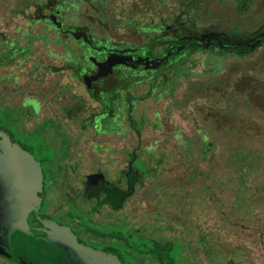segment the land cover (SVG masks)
I'll list each match as a JSON object with an SVG mask.
<instances>
[{
  "label": "rangeland",
  "instance_id": "1",
  "mask_svg": "<svg viewBox=\"0 0 264 264\" xmlns=\"http://www.w3.org/2000/svg\"><path fill=\"white\" fill-rule=\"evenodd\" d=\"M60 1L66 6V24L82 25L85 16L91 14L87 19L93 18L95 24H87L90 28L99 30L106 23L105 36L138 43L148 38L151 28L173 20L200 30L217 28L232 37L250 36L264 26V0ZM53 2L0 0L1 46H8L11 40L23 44L33 39L27 54L0 68V110L18 108L22 96L35 95L43 104L42 116L60 122L76 140L82 137L67 108L74 106L84 89L66 70L63 48L52 42V35L48 41L34 37L42 23L23 35V30H16V22H29L38 6L47 13V4ZM11 9L20 12L17 21L12 16L2 17ZM24 24L22 28H27ZM66 41L73 45V41ZM47 50L53 55L47 56ZM37 57L43 63L40 66H36ZM15 75L21 79H15ZM145 91L155 90L145 85L124 94L135 99ZM27 104L34 106L35 113L39 111L30 98L25 99ZM153 108L162 117L160 130L152 131L148 121L141 128L140 138L136 131L135 135L113 133L101 137L106 145L118 150L136 147L140 140L134 156L150 169L143 186H136L126 204L119 206L117 223L135 226L151 237L166 235L158 236V240L169 237L174 243L168 249L178 264H264V45L245 54L217 48L196 52L174 72L164 96ZM23 111L33 112L30 106ZM16 112L20 113L16 110L8 115ZM42 116L26 115L24 126L28 131L33 124L38 126L30 135L17 138L35 148L38 155L47 156V165L56 174L55 166L69 147L61 127ZM10 121L16 129V119ZM20 130L24 131L23 127ZM77 148L73 144L60 162L69 187L63 193L60 188H49L50 211L66 209L76 197L75 186L79 184L71 175L75 174L74 167L78 170L79 164H87ZM88 159L98 165L107 161L104 154ZM116 159L118 164L125 162L123 154ZM135 167L141 165L135 163ZM104 218L110 220L102 215ZM15 226L23 233L29 230L24 223L16 222ZM203 227L210 245L199 240ZM134 238L137 243L150 241L143 234ZM122 253L129 264H139L129 259L127 249ZM0 264L12 263L0 257Z\"/></svg>",
  "mask_w": 264,
  "mask_h": 264
},
{
  "label": "flooded vegetation",
  "instance_id": "2",
  "mask_svg": "<svg viewBox=\"0 0 264 264\" xmlns=\"http://www.w3.org/2000/svg\"><path fill=\"white\" fill-rule=\"evenodd\" d=\"M90 15L85 16V20L81 22L82 25H75L73 22L68 24L69 30L72 32L66 38L73 41V46L75 45V49L81 54L74 57L68 52L64 57L68 63L65 64L66 70L71 71V75L80 83V86L79 84L77 86L82 87L86 94L80 90L77 95L78 101L74 103V106L67 108L70 116L75 117V129L77 128L82 138L73 140L71 134L60 122L49 116H42L43 104L35 95L22 96L18 108L10 107L7 112V108L0 110V257L12 264H23L26 259L32 264H78L74 257H79L81 261H83V257L90 259V261H84V264H118V260H125L123 253L119 256V250L124 249L120 246L123 242L128 245L126 249L129 259L139 264H149L151 261L158 264H178L169 251L171 243H174L168 240L169 237L166 238L167 240L163 238V240H158V236L166 235L159 234L151 237L135 226L131 225L128 228L117 223L119 206H124L127 199L133 195L134 188L138 185L143 186V183L149 178V172L147 168L143 167L142 160L134 156V153L139 150L140 140L136 147L133 145L128 149L126 147L118 150V148L114 149L106 145L101 137L113 133L132 132L135 135L136 131V135L140 138L141 132L136 128L135 123L140 114L143 126L149 121L152 131L160 130L163 127L162 117H160L159 111L157 112V109L153 108V104L164 96L172 75L184 63L173 68V71L162 74L157 79H147L141 82H136L139 79L132 73L116 75V72L107 69L97 60L100 55L97 46L102 45L105 49L107 48L104 52L118 50L121 53H129L134 49L129 53L131 58H128L132 63L136 58L151 56L152 52L149 51L150 53L147 54L146 50L150 46L152 48L156 46L153 45L154 42L147 43V41L152 37L162 35L161 30L157 26L149 28L148 38L141 43L115 40L104 35L103 31L108 27L102 21H100V25L103 24V26L99 30L90 28L87 24L95 21L93 18L87 19ZM183 24H185L184 29L182 28ZM179 27L183 30L177 29L174 33L172 32L168 44L166 46L158 45L157 48H154V50L157 49L155 53H161L166 47L172 45L178 47L184 44L185 48H195L192 49L189 58L198 51L212 48L221 49L224 52L245 54L250 52L251 48L245 44L247 39H251L259 32H264L263 26L250 36L232 37L229 33L217 28L200 30L187 26L185 22ZM228 38L233 41L231 47L220 43ZM198 39L202 41L199 42ZM241 39L242 41H240ZM263 40L264 38L260 39L255 46L261 44ZM95 41L99 42L98 45ZM91 42L95 43L96 47ZM131 44L136 46H130ZM3 50L5 49L3 48ZM104 52L101 51V53ZM140 53L143 55L141 56ZM18 56L21 55L17 54L16 57ZM7 65L0 63V68ZM11 74L12 72L8 73V75ZM140 76L145 78L147 74ZM14 77L21 79V76L15 75ZM161 83H163V87ZM145 85L152 87L155 91H148L149 93L145 91L135 99L125 97L124 93L127 91ZM158 89L161 91L160 95L157 93ZM27 98L37 104L39 107L37 113L34 112L32 104L26 106H30L33 112L24 113L23 108L26 107L24 102ZM136 103L137 108H135ZM84 109L85 111L80 114L79 112ZM16 110H19L20 113L11 114L15 117L10 118L11 115H8V112ZM143 110L146 111L142 114ZM153 114L155 116L150 118L149 116ZM26 115L29 118L40 115L43 118L52 119L61 127L69 148L64 150L59 163L55 166L56 174L47 165V156L38 155L35 148L17 138V135L20 134L30 135L34 131L33 129L38 126V123H35L28 128L30 129L28 131L24 126ZM10 119H16L15 124L13 123L14 126L16 125V129L12 126ZM137 122L139 124L140 120ZM19 127H23L24 131H21ZM73 144L78 146L77 152L84 157L85 160H83L87 163L84 166L79 164L78 170L74 167L75 174L71 175L79 184L77 187L75 186L76 197L67 203L66 209L60 207L58 211H50L48 208L50 203L49 188H60V193H63L65 188L69 187L64 176L66 173L64 166H60V162ZM149 148L150 146L147 147V150ZM100 154H104L108 162L98 165L96 161L92 163L91 159L86 160L88 156L97 157ZM119 154L124 155L125 162L123 164L116 162ZM135 163H139L141 167H135ZM8 212L9 216H19L20 214L24 218V224L29 226L27 233L15 229L9 230V224L6 223L4 217ZM102 215L110 217L111 221L106 218L102 220ZM51 223L58 225L57 227L64 231H70L82 245V251L74 250L75 247L70 238L64 239L60 243V240L53 237L54 234L49 238L44 237L48 233L47 225ZM141 234L150 238L149 243L135 242L134 236H141ZM90 251L94 254H91ZM126 264L129 263L126 261Z\"/></svg>",
  "mask_w": 264,
  "mask_h": 264
},
{
  "label": "trees",
  "instance_id": "3",
  "mask_svg": "<svg viewBox=\"0 0 264 264\" xmlns=\"http://www.w3.org/2000/svg\"><path fill=\"white\" fill-rule=\"evenodd\" d=\"M53 1H54L53 3L55 4L53 3L47 4V7H46V9H48L47 13L43 14V9L40 6H38L37 8H35L34 14L31 16V19L28 20L29 22L24 24L23 22H20L18 20L19 22H16V25H17L16 30H23L22 32V35H23L24 33L27 32V30H29L30 27H33L36 23L37 24L42 23L40 31L37 32V34H35L34 37L39 38L41 40L48 41L47 38L50 35H52L53 37L52 42L60 44V46L63 48V51L65 52V56H67L69 52L74 57H77L81 54V52L79 53L74 48L73 45H69L66 41L67 39L66 37L69 36L72 30H69L70 28L69 25L65 23L66 6L64 5V1L63 2H61L60 0H53ZM7 12L9 14H7ZM19 13L20 12H18L17 10L11 9V10L6 11L5 14L2 15V17H7V15L12 16V18H15V20L17 21L16 18L18 17ZM182 23H183L182 21L175 20L170 23H164L162 25H157V27L160 28L162 35L152 37L150 40L147 41V43L154 42L153 45L156 46L154 48H157L158 45L166 46L168 44V41L170 40V36H172V32L174 33L175 30L177 29H182V28L184 29L185 24H183L182 28L179 27V25ZM23 24L28 27L22 28ZM262 38H264V32H259L251 39H247L245 44L248 45L249 47H254ZM32 41L33 39H30V40L26 39L24 40L23 44H16L15 40H11V42L8 43V46H1L0 44V63H6L8 65H11L16 60L17 54L19 55L27 54V50L32 44ZM200 41L202 40H199V42ZM240 41H242V39ZM232 42L233 41L231 40V38H228V40L224 42H220V43H222L226 47H231ZM95 43L96 45H98L99 42L95 41ZM95 43L93 44L91 42L92 45H95ZM233 44L237 45L236 43H233ZM130 46H136V45L131 44ZM97 47H98L97 51L100 52V55L99 57H97V60H99L100 64H102L107 69H110L116 72L115 74L119 76H121L124 73H130V74L132 73L133 75H135L137 79H139L136 82H141L147 79H157L162 74H165V73L167 74V72L169 73V71H171L173 68L175 69L179 64L187 62L190 56V53L193 51L192 49H195L191 47L185 48L184 44L178 47H175V45H172L171 47H166L161 53H155L157 52V49L154 50L152 46H150V48L146 46V48H148L146 50V53L149 54L150 52H152L151 56H144L145 58L139 57V58H136L134 62L130 63L128 58H131V55L129 53L133 52L134 49L131 50L129 53H124V52L121 53L118 50H110L108 52H104V50H106L107 48L105 49V47L102 45H98ZM3 48L5 50H3ZM101 51H103L104 53H101ZM45 54L49 57L53 55L52 50H47ZM140 55L142 56L143 54L140 53ZM65 56H62V58H64ZM78 60H80V58H78ZM42 64L43 63L39 62V57H37L36 66H40ZM53 68L56 69L55 67ZM143 74H147V77L143 78L142 76H140ZM161 84L163 87V83ZM157 93L160 95L161 93L160 89L157 90ZM146 110H143L142 114ZM156 111L158 112V110ZM153 116H155V114L150 116V118H153ZM138 120H140L139 124H137ZM141 122L142 120H141V114H140L138 119L135 121L136 128H138V130L140 131H141V127L143 126L142 125L143 123ZM147 171L150 172V169L147 168ZM57 226L58 225H55L52 223L48 224L47 231L49 234L45 231L47 233L46 234L47 236H44V237L49 238V236H52L54 234L53 237L55 239L57 238L58 240H60L61 241L60 243H62L64 239L70 238L71 242L73 243L71 244L75 247L74 250H76L77 252L82 251L81 250L82 245L78 242L77 238L70 231L68 230L64 231L60 227H57ZM200 233L201 234H200L199 240L201 239V242L204 245L206 243L210 245L209 244L210 237L207 233H205L204 227L201 229ZM120 246L124 247V249L128 248L127 243L122 242ZM90 252L91 254H94V252L92 251ZM119 252H120L119 256H121L122 250L120 249ZM74 258L76 259L77 261L76 263L78 264L80 263L84 264V261H90V259L88 260L86 257H83L84 258L83 261H81L79 257H74ZM122 261L126 264L125 260H122ZM122 261L118 260L119 262L118 264H124ZM23 264H32V263H29L28 260L26 259L24 260Z\"/></svg>",
  "mask_w": 264,
  "mask_h": 264
},
{
  "label": "water",
  "instance_id": "4",
  "mask_svg": "<svg viewBox=\"0 0 264 264\" xmlns=\"http://www.w3.org/2000/svg\"><path fill=\"white\" fill-rule=\"evenodd\" d=\"M9 215L10 214L8 212L7 216H4L6 219V223L9 224V230H12V229L18 230L16 228L15 224H16V222L24 223V218L21 217L20 214H19V216L18 215L9 216Z\"/></svg>",
  "mask_w": 264,
  "mask_h": 264
},
{
  "label": "crops",
  "instance_id": "5",
  "mask_svg": "<svg viewBox=\"0 0 264 264\" xmlns=\"http://www.w3.org/2000/svg\"><path fill=\"white\" fill-rule=\"evenodd\" d=\"M263 45H264V40H263V42L261 44L255 46V47H251L250 50H249L250 52H246V53H251V52H253V51L257 50V49H260Z\"/></svg>",
  "mask_w": 264,
  "mask_h": 264
}]
</instances>
